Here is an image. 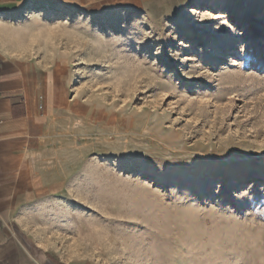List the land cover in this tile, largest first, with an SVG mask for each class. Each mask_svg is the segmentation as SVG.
Listing matches in <instances>:
<instances>
[{
    "label": "rangeland",
    "instance_id": "obj_1",
    "mask_svg": "<svg viewBox=\"0 0 264 264\" xmlns=\"http://www.w3.org/2000/svg\"><path fill=\"white\" fill-rule=\"evenodd\" d=\"M35 28L30 54L67 97L45 145L57 188L27 231L76 264H264V0L57 10Z\"/></svg>",
    "mask_w": 264,
    "mask_h": 264
},
{
    "label": "crops",
    "instance_id": "obj_2",
    "mask_svg": "<svg viewBox=\"0 0 264 264\" xmlns=\"http://www.w3.org/2000/svg\"><path fill=\"white\" fill-rule=\"evenodd\" d=\"M154 1L0 0V264H76L41 245L25 226L27 214L57 188L45 145L67 97L66 80L30 54L35 27L51 16L47 10H137Z\"/></svg>",
    "mask_w": 264,
    "mask_h": 264
},
{
    "label": "bare ground",
    "instance_id": "obj_3",
    "mask_svg": "<svg viewBox=\"0 0 264 264\" xmlns=\"http://www.w3.org/2000/svg\"><path fill=\"white\" fill-rule=\"evenodd\" d=\"M208 3H209V2H208ZM211 5H214V1L212 2ZM46 13L49 14V15H52L54 12H53V10H47ZM51 91H52V90H51ZM179 260H180V259L175 258V259H174V264H180V261H179Z\"/></svg>",
    "mask_w": 264,
    "mask_h": 264
}]
</instances>
